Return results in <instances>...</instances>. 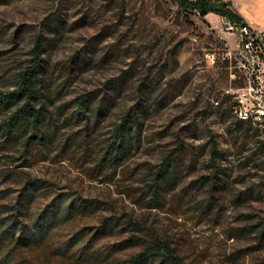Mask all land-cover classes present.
<instances>
[{
  "label": "rangeland",
  "instance_id": "rangeland-1",
  "mask_svg": "<svg viewBox=\"0 0 264 264\" xmlns=\"http://www.w3.org/2000/svg\"><path fill=\"white\" fill-rule=\"evenodd\" d=\"M230 22L175 0H0V92L35 66L48 135L0 134V194L60 202L26 264H131L152 247L143 264H264V120L236 112L248 53ZM26 102L0 105V129ZM127 115L131 143L116 134Z\"/></svg>",
  "mask_w": 264,
  "mask_h": 264
},
{
  "label": "trees",
  "instance_id": "trees-1",
  "mask_svg": "<svg viewBox=\"0 0 264 264\" xmlns=\"http://www.w3.org/2000/svg\"><path fill=\"white\" fill-rule=\"evenodd\" d=\"M175 1L186 10H200L202 15L215 12L227 17L235 25L242 26L247 23L242 13L231 6L233 4L231 1ZM36 69L34 66L28 72L21 74V83L16 90L6 93L0 92L1 106L22 98H27L29 101L19 106L14 115L5 121L1 127L0 134L6 138V141L24 138L27 143H46L48 135L43 131L46 114L43 108L37 107L35 103L30 101L37 99L39 95V80ZM90 97L88 93L80 97L78 101L80 111L85 112L89 108ZM251 120H249L250 123H252ZM247 121L241 120V122ZM131 122V116L127 115L124 122L117 127L116 134L122 137L123 143L133 141V136L127 133L126 128ZM30 128L34 130L32 135L28 134ZM172 158L173 156L168 157L161 168L169 179H171L169 165ZM33 191L29 185L26 186L22 194H0V264H26L29 261L26 256L27 251L51 245L52 232L59 219L60 202L56 201L44 210H36L35 202L38 194H34ZM159 194V191L156 192V195ZM63 247L61 246V248ZM59 249L58 247L51 248L57 252ZM156 249L152 247L139 252L130 259V263L143 264L151 255L155 254ZM171 255L175 264H182L178 256Z\"/></svg>",
  "mask_w": 264,
  "mask_h": 264
},
{
  "label": "built area",
  "instance_id": "built-area-1",
  "mask_svg": "<svg viewBox=\"0 0 264 264\" xmlns=\"http://www.w3.org/2000/svg\"><path fill=\"white\" fill-rule=\"evenodd\" d=\"M228 29L237 32L238 48L248 53L246 86L237 91L239 103L236 112L239 117L264 120V100L257 96L261 86H264V29L255 27L249 21L242 26L230 22Z\"/></svg>",
  "mask_w": 264,
  "mask_h": 264
},
{
  "label": "crops",
  "instance_id": "crops-1",
  "mask_svg": "<svg viewBox=\"0 0 264 264\" xmlns=\"http://www.w3.org/2000/svg\"><path fill=\"white\" fill-rule=\"evenodd\" d=\"M243 16L246 18L247 21H249L252 25H254L257 28L264 29V14L261 15H254V14H248V12L243 11Z\"/></svg>",
  "mask_w": 264,
  "mask_h": 264
},
{
  "label": "bare ground",
  "instance_id": "bare-ground-1",
  "mask_svg": "<svg viewBox=\"0 0 264 264\" xmlns=\"http://www.w3.org/2000/svg\"><path fill=\"white\" fill-rule=\"evenodd\" d=\"M241 120H250L248 118H244V117H239ZM252 121V120H251Z\"/></svg>",
  "mask_w": 264,
  "mask_h": 264
}]
</instances>
